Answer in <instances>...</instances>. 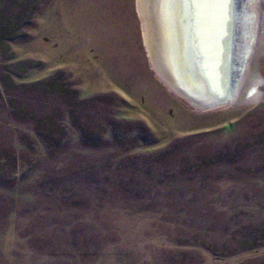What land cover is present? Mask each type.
<instances>
[{
	"label": "rangeland",
	"instance_id": "rangeland-1",
	"mask_svg": "<svg viewBox=\"0 0 264 264\" xmlns=\"http://www.w3.org/2000/svg\"><path fill=\"white\" fill-rule=\"evenodd\" d=\"M242 6L237 99L204 110L137 0H0V264H264V0Z\"/></svg>",
	"mask_w": 264,
	"mask_h": 264
},
{
	"label": "bare ground",
	"instance_id": "bare-ground-1",
	"mask_svg": "<svg viewBox=\"0 0 264 264\" xmlns=\"http://www.w3.org/2000/svg\"><path fill=\"white\" fill-rule=\"evenodd\" d=\"M243 1L137 0L153 70L197 109L215 110L237 99L247 43L253 42L254 14L241 16Z\"/></svg>",
	"mask_w": 264,
	"mask_h": 264
},
{
	"label": "snow or ice",
	"instance_id": "snow-or-ice-1",
	"mask_svg": "<svg viewBox=\"0 0 264 264\" xmlns=\"http://www.w3.org/2000/svg\"><path fill=\"white\" fill-rule=\"evenodd\" d=\"M182 3H217L220 4L223 0H181Z\"/></svg>",
	"mask_w": 264,
	"mask_h": 264
},
{
	"label": "water",
	"instance_id": "water-1",
	"mask_svg": "<svg viewBox=\"0 0 264 264\" xmlns=\"http://www.w3.org/2000/svg\"><path fill=\"white\" fill-rule=\"evenodd\" d=\"M240 70V69H239Z\"/></svg>",
	"mask_w": 264,
	"mask_h": 264
}]
</instances>
